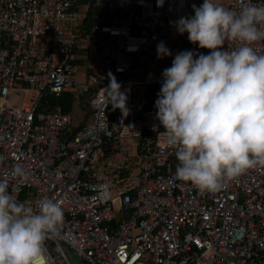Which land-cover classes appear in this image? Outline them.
<instances>
[{
	"label": "built area",
	"instance_id": "2783aa9c",
	"mask_svg": "<svg viewBox=\"0 0 264 264\" xmlns=\"http://www.w3.org/2000/svg\"><path fill=\"white\" fill-rule=\"evenodd\" d=\"M190 1L200 0H0V175L20 201L61 202L64 238L46 242V264H72L70 252L87 264H264V166L202 193L175 179V150L153 131L163 70L179 52H210L182 44L157 58L158 43L170 48L168 16H192ZM92 50L100 61L80 83ZM109 73L127 117L102 90ZM67 92L85 99L89 121L43 107ZM17 163L28 181L11 176Z\"/></svg>",
	"mask_w": 264,
	"mask_h": 264
},
{
	"label": "clouds",
	"instance_id": "9594fccd",
	"mask_svg": "<svg viewBox=\"0 0 264 264\" xmlns=\"http://www.w3.org/2000/svg\"><path fill=\"white\" fill-rule=\"evenodd\" d=\"M162 4L157 0L158 7ZM192 9L194 15L181 16L174 26L210 52H179L163 70L155 101L159 125L153 131L175 150L176 180L190 182L202 193L216 192L249 169L264 166V51L256 47L264 43V2L247 0L234 10L203 0ZM171 55L163 42L157 44L158 59ZM108 79L105 97L127 117V94L114 75ZM5 160L0 155V165ZM11 176L29 179L19 163ZM9 183L7 175H0V264H46V242L64 238L62 204L52 198L20 201ZM97 187L104 197L110 195L108 184Z\"/></svg>",
	"mask_w": 264,
	"mask_h": 264
},
{
	"label": "rangeland",
	"instance_id": "374dc122",
	"mask_svg": "<svg viewBox=\"0 0 264 264\" xmlns=\"http://www.w3.org/2000/svg\"><path fill=\"white\" fill-rule=\"evenodd\" d=\"M227 1H230V0H217L218 3H221L224 6L226 5ZM202 3H203V0L190 1L189 7L191 11L193 12L192 5L195 4L197 7H199ZM193 15H194V12H193ZM181 16H185V15L184 14H172L168 16V20H167L169 24V28H168L169 37L168 38H169V46H170L169 50L171 53H172L171 47L180 46L183 44L182 40H183V36L185 35V33L183 35H180L174 26V22L177 21ZM92 57H86L84 60L85 62H81V69L77 75V79L79 80L80 83H86L88 72L95 71L94 70L95 68L93 67L94 65L97 64V61L95 63L93 60L90 61L91 59H93ZM165 57L169 59L171 56H165ZM25 101L26 102L28 101L27 97L25 98ZM83 103L86 104V101L84 98L78 97L74 100L73 109L71 112V122L73 126H79L82 123H85L86 121L90 120L91 111L89 109V106L84 105ZM69 257H70L72 264H87L79 260L74 252H70Z\"/></svg>",
	"mask_w": 264,
	"mask_h": 264
},
{
	"label": "trees",
	"instance_id": "16d2710c",
	"mask_svg": "<svg viewBox=\"0 0 264 264\" xmlns=\"http://www.w3.org/2000/svg\"><path fill=\"white\" fill-rule=\"evenodd\" d=\"M91 16V15H90ZM183 44L185 46H196L199 47L198 44H192L189 40H188V34L185 33V35L183 36ZM73 103H74V96L71 93H65L63 97L61 98H52L48 100V103H44L43 102V107H45L46 109H53L56 106H61L62 110L64 113H69L73 107Z\"/></svg>",
	"mask_w": 264,
	"mask_h": 264
},
{
	"label": "crops",
	"instance_id": "0c3cea01",
	"mask_svg": "<svg viewBox=\"0 0 264 264\" xmlns=\"http://www.w3.org/2000/svg\"><path fill=\"white\" fill-rule=\"evenodd\" d=\"M231 1V0H230ZM229 1H227V3H228ZM226 3V4H227ZM226 6V5H225ZM182 43H183V41H182ZM184 45V44H183ZM94 55V56H93ZM93 56V57H92ZM86 57H92L93 59H91L90 61H94V63L97 61V64L96 65H94V67L93 68H96L97 67V65H98V63H99V61H100V58H101V56L96 52V51H91V53H89V55L88 56H86ZM85 57V58H86ZM85 58H84V60H85ZM82 61V62H85V61ZM74 104V103H73ZM84 105H87V104H85V103H83ZM72 109H73V107H72ZM72 109H71V111L68 113V114H70V116H71V112H72ZM83 124V123H82ZM81 124V125H82ZM80 126V125H79Z\"/></svg>",
	"mask_w": 264,
	"mask_h": 264
}]
</instances>
